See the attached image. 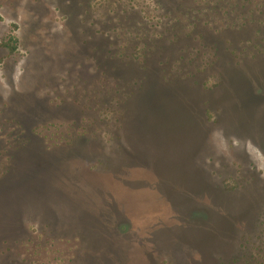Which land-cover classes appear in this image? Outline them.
I'll use <instances>...</instances> for the list:
<instances>
[{
	"label": "rangeland",
	"instance_id": "rangeland-1",
	"mask_svg": "<svg viewBox=\"0 0 264 264\" xmlns=\"http://www.w3.org/2000/svg\"><path fill=\"white\" fill-rule=\"evenodd\" d=\"M0 264H264V0H0Z\"/></svg>",
	"mask_w": 264,
	"mask_h": 264
}]
</instances>
